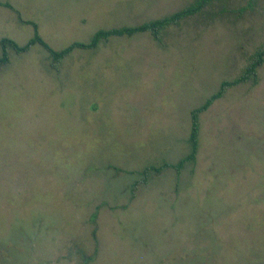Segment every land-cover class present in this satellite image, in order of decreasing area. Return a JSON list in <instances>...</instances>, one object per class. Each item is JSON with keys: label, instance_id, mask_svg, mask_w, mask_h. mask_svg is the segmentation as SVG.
I'll return each instance as SVG.
<instances>
[{"label": "rangeland", "instance_id": "1", "mask_svg": "<svg viewBox=\"0 0 264 264\" xmlns=\"http://www.w3.org/2000/svg\"><path fill=\"white\" fill-rule=\"evenodd\" d=\"M196 0H0V39L55 49ZM264 0H211L58 66L40 44L0 64V264H264ZM2 48L0 44V56ZM147 173L144 174V171ZM135 183V186H134Z\"/></svg>", "mask_w": 264, "mask_h": 264}, {"label": "trees", "instance_id": "2", "mask_svg": "<svg viewBox=\"0 0 264 264\" xmlns=\"http://www.w3.org/2000/svg\"><path fill=\"white\" fill-rule=\"evenodd\" d=\"M211 0H196L189 7L178 10L169 15L145 21L137 25H124L120 27L112 28H101L93 33L90 40L81 41L75 40L61 49L53 48L40 34L39 26L37 23L34 25V35L24 44H19L14 39L9 37H2L0 44L2 48V55L0 56V64L8 63L10 60L9 49H14L17 53H24L31 49L33 45H42L50 54L52 59V65L58 66L60 62L72 54L76 49H94L100 42L109 39L111 36H122V35H134L143 32H151L152 35L157 39L161 40L162 32L170 25L178 24L181 19L188 17L199 12L204 6ZM264 62V48L258 49L251 57L249 63L244 67L241 74L231 80H223L217 91L212 93L202 104L196 106L191 111V131L188 138L190 145L189 152L184 155L177 163L169 164L168 166L180 170L187 163L195 162L197 159L199 142H200V116L206 111L217 99L221 98L229 87L238 85L246 81L257 82L258 79V68ZM146 169L144 174L147 173ZM135 186V183H134ZM85 263L92 260L93 257L86 251H82Z\"/></svg>", "mask_w": 264, "mask_h": 264}]
</instances>
